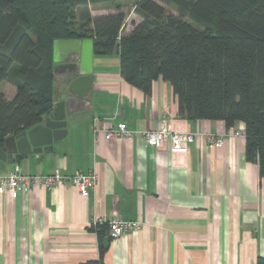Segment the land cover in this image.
I'll return each mask as SVG.
<instances>
[{"label": "crops", "instance_id": "0c3cea01", "mask_svg": "<svg viewBox=\"0 0 264 264\" xmlns=\"http://www.w3.org/2000/svg\"><path fill=\"white\" fill-rule=\"evenodd\" d=\"M131 28L124 25L121 35ZM62 78L53 79L51 112L68 101L65 136L17 165L21 174L35 176L95 169L98 183L85 198L70 184L16 189L13 198L0 194V264L96 259L98 219L141 223L120 239L105 237L104 264H256L264 258V177L246 161L242 123L232 126L242 131L233 135L222 121L179 116L168 82L156 80L145 95L121 77L117 47L93 53L90 81L80 80L69 93ZM15 92L13 84L0 83L7 100ZM121 122L134 132L166 126L201 135L184 154H172L169 140L152 148L139 135L93 137V130ZM206 134L219 136L221 146Z\"/></svg>", "mask_w": 264, "mask_h": 264}, {"label": "trees", "instance_id": "16d2710c", "mask_svg": "<svg viewBox=\"0 0 264 264\" xmlns=\"http://www.w3.org/2000/svg\"><path fill=\"white\" fill-rule=\"evenodd\" d=\"M129 1L0 0V83L16 88L11 100L0 93V147L51 112L53 42L90 38L95 54L117 47L119 74L145 95L168 82L179 116L242 123L246 161L264 177V0H135L139 20L121 35ZM94 228L97 258L80 264H104L111 239Z\"/></svg>", "mask_w": 264, "mask_h": 264}, {"label": "built area", "instance_id": "2783aa9c", "mask_svg": "<svg viewBox=\"0 0 264 264\" xmlns=\"http://www.w3.org/2000/svg\"><path fill=\"white\" fill-rule=\"evenodd\" d=\"M228 133L238 135L241 134L242 131L237 132L234 131L233 128H229ZM99 135L106 140L112 138H125L131 140L139 135L144 140L145 144L152 148H159L169 140V151L172 154H184L188 151L189 145L201 134L175 132L169 130L166 126L159 129L134 132L129 130L125 123L121 122L104 131H99L98 129L93 130V137L95 140H98L100 137ZM206 136L215 146H221V138L219 136L211 134H206ZM97 183L98 172L95 169L87 173L77 172L73 175H63L55 171L49 175L35 176L21 174L18 165L13 164V168L10 171L0 174V194L13 198L16 189H20L22 192H29L36 187L48 189L62 184H70L81 197L85 198L95 190ZM93 225H106L108 237L111 240H116L122 238L125 234L136 232L140 228L141 223L138 221H124L121 219H111L108 221L98 219Z\"/></svg>", "mask_w": 264, "mask_h": 264}, {"label": "water", "instance_id": "95a60500", "mask_svg": "<svg viewBox=\"0 0 264 264\" xmlns=\"http://www.w3.org/2000/svg\"><path fill=\"white\" fill-rule=\"evenodd\" d=\"M93 42L90 38L55 40L52 44V77L60 82L70 83L68 93L77 82L90 81L92 73ZM78 76L77 78H73ZM68 101L55 105L39 125L23 131L18 137L6 138L0 147V172L7 166L17 164L23 156L38 154L44 147L62 139L66 134Z\"/></svg>", "mask_w": 264, "mask_h": 264}, {"label": "rangeland", "instance_id": "374dc122", "mask_svg": "<svg viewBox=\"0 0 264 264\" xmlns=\"http://www.w3.org/2000/svg\"><path fill=\"white\" fill-rule=\"evenodd\" d=\"M135 0H131L129 2H125L121 6V10L125 15V26H131V23L135 20H139L137 16L134 15L133 13V5H134ZM109 5L106 6H97L92 9V11L95 12H100L102 10L104 11H109L110 10Z\"/></svg>", "mask_w": 264, "mask_h": 264}]
</instances>
